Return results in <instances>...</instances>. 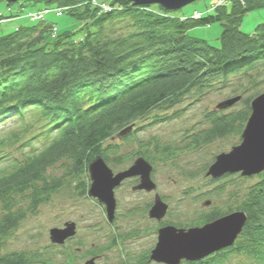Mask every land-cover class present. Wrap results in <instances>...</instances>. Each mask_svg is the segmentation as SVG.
I'll use <instances>...</instances> for the list:
<instances>
[{
	"label": "trees",
	"instance_id": "trees-1",
	"mask_svg": "<svg viewBox=\"0 0 264 264\" xmlns=\"http://www.w3.org/2000/svg\"><path fill=\"white\" fill-rule=\"evenodd\" d=\"M25 1L56 7L36 8L49 12L42 20L28 18L30 23L0 36V117L37 112L50 141L19 168L0 175V264H58L50 254L2 253L12 231L25 219L23 210H15L14 197L28 193L31 209L37 208L60 185V181H46L48 168L70 159L77 173L88 176L93 160L101 157L107 163L110 151L117 150L114 145L104 146L115 134L149 116L150 124H160L164 120L157 114L175 109L186 99L199 100L227 88L234 78H239L240 90L232 106L241 103L242 108L217 107L220 111L206 115L204 128L186 131V144L196 148L242 134L251 101L264 93V23L251 33L243 32L241 23L251 11L263 9L264 0H217L212 5H221L199 18L175 16L159 5L135 7L128 0ZM50 15H67L82 26L78 31L58 32L55 23L47 21ZM14 18L0 14V25ZM213 23L222 29L217 47L188 34L193 27L209 28ZM137 130H130L122 140L128 141ZM153 148L156 154L169 152L167 145L157 141ZM143 159L151 165V158ZM256 176L258 182L246 190L236 209L247 220L234 245L203 261L182 264H225L230 256L264 264V172ZM87 188L83 184V196ZM229 214L215 209L191 227ZM90 252L89 259L98 257L94 250ZM65 258L63 264H74L76 254L67 251ZM148 262L146 253L124 264Z\"/></svg>",
	"mask_w": 264,
	"mask_h": 264
},
{
	"label": "rangeland",
	"instance_id": "rangeland-1",
	"mask_svg": "<svg viewBox=\"0 0 264 264\" xmlns=\"http://www.w3.org/2000/svg\"><path fill=\"white\" fill-rule=\"evenodd\" d=\"M216 2L217 0H197L173 11V14L186 18L202 13L207 15L214 6H219V3L212 5ZM39 6L54 8L56 4L45 5L43 2L37 4L21 0L9 5L5 1H0V14L6 17L17 16L25 19L22 21L28 24L32 21V15H36L37 11L34 9ZM32 10L33 12H30ZM47 21H53L58 32L78 31L82 26V23L67 15L61 18L50 15ZM263 23L264 8L253 10L244 17L241 30L251 33ZM14 25L15 23L11 26ZM3 30L5 27L0 25V36L8 33H1ZM221 30L219 24L213 23L209 28L193 27L188 30V34L191 38L204 40L217 47ZM238 79H232L227 88L211 91L199 100L186 99L175 109L157 114L156 118L164 120L160 124H150L151 116L145 120H138L134 123V128L130 129L138 128L139 131H134L128 141L122 140L132 132L126 128L105 142L104 146L109 144L117 146V150L110 151L106 163L114 174L128 170L138 158L149 157L153 167L151 179L156 185L155 191L147 193L132 191L137 185L136 178L123 181L114 191L117 206L112 223H108L102 204L89 194L82 195L83 184L88 187L87 192L89 191L91 184L89 174L87 176V173H77L72 161L63 159L46 170L45 178L48 183L60 181L57 192L50 194L47 201L31 209L28 193L14 197V208L23 210L25 219L12 231L2 253L50 254L58 264H63L67 251H71L76 254L74 264H84V261L90 258V251L94 250L98 255L96 264H124L146 253L150 257V252L156 245L157 231L164 227H161V224H180L184 227L178 229L189 230L195 228L191 225L202 215L215 209L236 213L246 190L258 182V177L256 175L245 177L248 178L245 181L240 178L242 177L240 174H235L231 175L230 179L221 177L215 181L216 179L207 176V171L217 155L227 153L241 143V134L230 135L196 148L187 146L185 135L188 130L204 128L207 114L220 111L218 105L234 99L236 90H240ZM244 87L245 84L242 88ZM241 108L242 104L237 103L228 110L237 111ZM174 115L176 117L172 118ZM42 129L43 122L39 120L37 112L30 111L22 115L10 113L0 117V175L13 172L29 156L44 149L50 138ZM155 140L160 145H167L169 152L162 155L153 152ZM155 195L168 206L166 216L159 222L148 217V207L153 204ZM1 212L0 205V216ZM67 223L75 224V236L61 246L51 243L49 231L53 228H63ZM225 264L251 262L247 258L230 256Z\"/></svg>",
	"mask_w": 264,
	"mask_h": 264
},
{
	"label": "water",
	"instance_id": "water-1",
	"mask_svg": "<svg viewBox=\"0 0 264 264\" xmlns=\"http://www.w3.org/2000/svg\"><path fill=\"white\" fill-rule=\"evenodd\" d=\"M16 3L21 0H0ZM133 6L159 5L167 11L179 10L197 0H128ZM239 98L228 100L218 106L219 109L231 107ZM250 116L241 134V143L227 153L216 156L209 167L207 176L219 179L225 175L240 174L252 177L264 172V93L258 95L250 103ZM131 128V127H130ZM128 130H131V129ZM152 167L143 158H138L126 171L114 174L101 157L93 160L88 166L90 188L88 194L105 208L108 223L115 218L116 200L114 191L123 181L138 178V184L132 191L156 190L151 179ZM168 211V206L158 196H154L153 204L148 211L150 219L161 221ZM242 212L231 213L202 227L189 230L164 226L157 231L155 247L150 252L149 262L156 264H181L182 262H199L211 254L223 251L234 245L242 233L246 223ZM76 234L74 223H67L63 228L49 231L50 241L63 245ZM84 264H96V258Z\"/></svg>",
	"mask_w": 264,
	"mask_h": 264
},
{
	"label": "built area",
	"instance_id": "built-area-1",
	"mask_svg": "<svg viewBox=\"0 0 264 264\" xmlns=\"http://www.w3.org/2000/svg\"><path fill=\"white\" fill-rule=\"evenodd\" d=\"M219 5H221V3L219 2ZM103 11H107V6L101 5ZM49 11L45 10V11H39V12H35L36 15H32L31 20L32 21H37V20H42L44 18V16L48 13ZM34 13V14H35ZM57 16H60V13L57 12L56 13ZM196 18L200 17V14L195 15Z\"/></svg>",
	"mask_w": 264,
	"mask_h": 264
},
{
	"label": "crops",
	"instance_id": "crops-1",
	"mask_svg": "<svg viewBox=\"0 0 264 264\" xmlns=\"http://www.w3.org/2000/svg\"><path fill=\"white\" fill-rule=\"evenodd\" d=\"M39 7H41V6H39ZM39 7H37V8H39ZM22 20H25V19L17 18V19H13L12 21L3 22L1 25L5 27V30H7V32H9V31H12V29L14 30L16 27L22 25L21 23H24ZM14 23H15V25L12 27L11 25ZM1 33H3V31Z\"/></svg>",
	"mask_w": 264,
	"mask_h": 264
},
{
	"label": "flooded vegetation",
	"instance_id": "flooded-vegetation-1",
	"mask_svg": "<svg viewBox=\"0 0 264 264\" xmlns=\"http://www.w3.org/2000/svg\"><path fill=\"white\" fill-rule=\"evenodd\" d=\"M138 180V178H136Z\"/></svg>",
	"mask_w": 264,
	"mask_h": 264
}]
</instances>
